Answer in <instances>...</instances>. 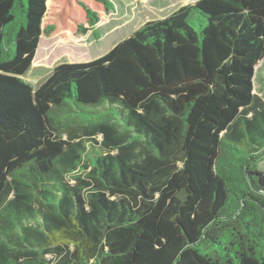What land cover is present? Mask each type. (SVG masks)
<instances>
[{
	"label": "trees",
	"instance_id": "obj_1",
	"mask_svg": "<svg viewBox=\"0 0 264 264\" xmlns=\"http://www.w3.org/2000/svg\"><path fill=\"white\" fill-rule=\"evenodd\" d=\"M114 8L0 0V264H264V0H195L22 78L41 37L95 32ZM67 100L137 138L60 128Z\"/></svg>",
	"mask_w": 264,
	"mask_h": 264
},
{
	"label": "rangeland",
	"instance_id": "obj_2",
	"mask_svg": "<svg viewBox=\"0 0 264 264\" xmlns=\"http://www.w3.org/2000/svg\"><path fill=\"white\" fill-rule=\"evenodd\" d=\"M112 1L114 10L100 13L95 32L88 31L85 34L75 35L61 33L52 38L41 37L32 64L22 78L35 86L52 71L54 66L62 62H87L97 58L110 50L118 41L129 36L144 22L164 18L178 7L193 3L195 0ZM193 25L196 27L199 25L197 18ZM254 92L264 100V62L255 66ZM67 103L73 104L70 100H67ZM101 106L103 107V104ZM101 106L73 104V112H66L68 115L59 117V127L79 129L81 125L90 127L107 122L114 124L119 131L127 134L129 141L137 138L136 133L129 129L119 117H116L117 115L109 114L105 110L94 113ZM97 138L101 139V134H98ZM258 168L264 170V150L259 154Z\"/></svg>",
	"mask_w": 264,
	"mask_h": 264
},
{
	"label": "water",
	"instance_id": "obj_3",
	"mask_svg": "<svg viewBox=\"0 0 264 264\" xmlns=\"http://www.w3.org/2000/svg\"><path fill=\"white\" fill-rule=\"evenodd\" d=\"M116 117H118V116H116Z\"/></svg>",
	"mask_w": 264,
	"mask_h": 264
}]
</instances>
